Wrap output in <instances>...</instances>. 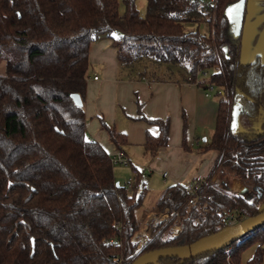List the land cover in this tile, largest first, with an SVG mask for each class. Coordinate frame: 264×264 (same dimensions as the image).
<instances>
[{"label": "trees", "instance_id": "1", "mask_svg": "<svg viewBox=\"0 0 264 264\" xmlns=\"http://www.w3.org/2000/svg\"><path fill=\"white\" fill-rule=\"evenodd\" d=\"M235 1L145 0L140 14L134 0H121V11L117 0H0V264H130L143 252L218 231L223 210L242 220L264 208V64L258 56L240 61L242 27L234 36L223 15ZM201 24L207 34L199 32ZM100 36L115 52L119 78L216 87L215 125L201 147L216 156L205 181L214 173L235 178L249 198L203 185L202 198L188 206L184 185L171 184L154 201L167 220L149 226L137 248L130 239L147 194L140 172L130 166L125 190L84 127L88 50ZM234 105L238 116L258 118L259 126L230 127ZM137 119L158 128L156 135L145 133V152L167 144L168 119ZM100 122L121 150L124 134ZM185 127L183 119L182 145ZM173 223L176 234L169 231ZM249 247L245 264H261L264 224L217 250L157 264H239Z\"/></svg>", "mask_w": 264, "mask_h": 264}, {"label": "crops", "instance_id": "2", "mask_svg": "<svg viewBox=\"0 0 264 264\" xmlns=\"http://www.w3.org/2000/svg\"><path fill=\"white\" fill-rule=\"evenodd\" d=\"M241 33L240 61L248 63L258 56L264 64V0L246 1ZM88 62L90 68L85 80L83 112L89 139L96 141L107 153L115 149L101 127V120L124 134L126 142L121 150L129 159L130 166L139 170L145 188L144 176H150L147 179L150 184L158 181L167 187L171 184L185 186L210 175L216 154L211 149L201 150V147L214 129L217 96L212 100L205 89L194 83L158 82L145 77L119 78L115 52L106 38L90 44ZM140 115L148 119H168L167 144L153 154L144 151V137L146 132L156 135L158 128L155 124L137 119ZM183 119L186 127L182 145ZM164 172L166 175H163ZM112 174L117 180L114 167ZM132 177L131 171L126 181L118 182L124 185L132 181ZM212 178L217 181L218 187L237 196L245 197L248 192L235 178L226 176L220 181L216 173ZM166 217L164 212H154V203L144 208L136 235L146 232L149 224L165 222ZM169 230L171 234H176L179 226L173 223ZM252 251L253 247L249 254L245 250L239 264H245Z\"/></svg>", "mask_w": 264, "mask_h": 264}, {"label": "water", "instance_id": "3", "mask_svg": "<svg viewBox=\"0 0 264 264\" xmlns=\"http://www.w3.org/2000/svg\"><path fill=\"white\" fill-rule=\"evenodd\" d=\"M244 2L245 0H236L235 2L227 4L223 9V15L228 23H230L234 36L239 35L241 32ZM71 98L75 105H81L78 94H71ZM237 116L238 105H234L231 111L230 127H234L236 124ZM263 224L264 208L254 216L239 220L233 225H226L218 231L202 236L188 244L161 247L143 252L136 256L130 264H157V261L164 257L188 258L204 252L214 251L228 245Z\"/></svg>", "mask_w": 264, "mask_h": 264}, {"label": "rangeland", "instance_id": "4", "mask_svg": "<svg viewBox=\"0 0 264 264\" xmlns=\"http://www.w3.org/2000/svg\"><path fill=\"white\" fill-rule=\"evenodd\" d=\"M118 1V9L119 11L122 10V5H121V0H117ZM135 1V6L137 8V10L139 11L140 14H143L145 11V0H134ZM191 28H195L196 26L193 24H188L187 28L190 27ZM188 28V29H191ZM198 30L200 33H204L207 34V29L205 27V25L201 24L198 27ZM104 38V36H100L99 39ZM90 68V67H89ZM4 72V62L0 61V75H2ZM204 79H206V76L203 77ZM206 92H208V94L211 96L212 100H215L216 98V92L217 89L216 87H212V88H205ZM259 126V119L258 118H247V117H243V116H237V120H236V124L234 125V130H243V129H247V128H257ZM87 137L88 134L86 133ZM112 167H114V170L116 172V179L119 182H124L126 181L130 176H131V169L129 168V166L127 167H123L122 165H113ZM138 167V166H137ZM129 176V177H128ZM227 175H221L220 173H217V178L221 181L222 178L226 177ZM148 177L150 176H144L145 178V182H146V188H147V194L141 204V206H139L136 209V218L138 221H141V217H142V212L144 210V208H149L151 205H153L155 197H157L156 195H158V193H160L165 187V185H161L158 181L157 182H151V184L148 182ZM154 178V177H153ZM154 180H156L154 178ZM250 193L247 192L245 198H249ZM156 210H154L155 212ZM165 213V211H163ZM157 213V212H156ZM167 220V217L166 219ZM150 227L153 226L152 224H149ZM148 225V227H149ZM149 227V229H150ZM149 229L146 231V236L148 237L149 235ZM170 231V230H169ZM252 247L247 248V254L250 253ZM261 264H264V256L262 259Z\"/></svg>", "mask_w": 264, "mask_h": 264}, {"label": "built area", "instance_id": "5", "mask_svg": "<svg viewBox=\"0 0 264 264\" xmlns=\"http://www.w3.org/2000/svg\"><path fill=\"white\" fill-rule=\"evenodd\" d=\"M210 2H213V0H210ZM205 74L203 73L202 76ZM93 79H96V76H93ZM208 88H212L210 85ZM107 157L111 163V165H122L123 167L130 166V161L129 159L125 156L124 152L120 149L113 150L112 152L107 153ZM134 173V171H132ZM163 175H166L164 172ZM131 182L132 181H127L124 183L125 190H129L131 188ZM217 181L214 180L213 178H210L208 181H205V179H196L190 182L189 184L185 185L183 187V193L186 196V204L188 206H193L198 199L202 198V193H201V187L203 185L209 186V185H216ZM201 207L203 210L206 208V201L204 200L201 204ZM235 213L230 210H223L221 215H220V222L222 224L226 225H233L236 222H238ZM135 233L131 237V241L134 242L137 246V248H141L143 244L146 242L148 237L146 236V232L142 234Z\"/></svg>", "mask_w": 264, "mask_h": 264}]
</instances>
